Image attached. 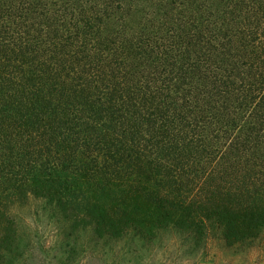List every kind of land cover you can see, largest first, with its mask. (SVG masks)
<instances>
[{
    "label": "trees",
    "instance_id": "16d2710c",
    "mask_svg": "<svg viewBox=\"0 0 264 264\" xmlns=\"http://www.w3.org/2000/svg\"><path fill=\"white\" fill-rule=\"evenodd\" d=\"M26 188L114 232L256 235L264 0H0V208Z\"/></svg>",
    "mask_w": 264,
    "mask_h": 264
},
{
    "label": "clouds",
    "instance_id": "9594fccd",
    "mask_svg": "<svg viewBox=\"0 0 264 264\" xmlns=\"http://www.w3.org/2000/svg\"><path fill=\"white\" fill-rule=\"evenodd\" d=\"M89 203L85 191L52 199L26 188L12 197L0 208L4 227L12 229V247H0V264H264V227L230 246L224 229L204 217L199 240L172 221L150 233L133 224L114 232L88 215ZM6 235L0 232V240Z\"/></svg>",
    "mask_w": 264,
    "mask_h": 264
}]
</instances>
